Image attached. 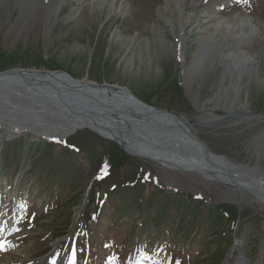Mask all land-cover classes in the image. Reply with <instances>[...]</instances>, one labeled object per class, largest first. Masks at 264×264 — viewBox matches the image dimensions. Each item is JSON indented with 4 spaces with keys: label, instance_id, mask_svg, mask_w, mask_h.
<instances>
[{
    "label": "rangeland",
    "instance_id": "374dc122",
    "mask_svg": "<svg viewBox=\"0 0 264 264\" xmlns=\"http://www.w3.org/2000/svg\"><path fill=\"white\" fill-rule=\"evenodd\" d=\"M65 1L48 22L46 0H0V72L53 71L125 89L186 121L212 153L247 165L248 178H264V0L234 7L262 23L260 36L238 45L258 64L234 77L225 47L212 51L200 35L214 13L234 12L223 0L184 1L191 18L183 34L174 0ZM202 52L210 64L190 92L185 69ZM111 143L88 128L63 142L0 128V216L19 221L0 238L11 245L0 264H41L48 256L55 264H264V208L253 195L239 205L233 189L207 184L210 177L174 174L126 151L135 157L130 164L93 183Z\"/></svg>",
    "mask_w": 264,
    "mask_h": 264
},
{
    "label": "bare ground",
    "instance_id": "6f19581e",
    "mask_svg": "<svg viewBox=\"0 0 264 264\" xmlns=\"http://www.w3.org/2000/svg\"><path fill=\"white\" fill-rule=\"evenodd\" d=\"M46 1L49 4V9L44 17L46 21L49 22L50 17H52L51 15L55 13L60 6L64 5L66 1ZM115 1L117 0H114V2ZM174 1L178 6L179 13H181L180 15H182L181 28L183 34L186 25L190 22L191 16L187 15L186 10H182L181 5L186 0ZM154 2L147 5L143 3L138 6L134 5L131 14L135 15L134 12L142 13V11H140L141 8L146 10L154 8L155 5H157ZM220 4L224 6L225 9L233 8V11L235 6H240L237 0H223ZM220 4H218V8ZM249 7L252 8L251 6ZM213 15V18L207 24L208 31L202 32L200 35H207V39L210 42L208 46L214 49L212 51H216L218 48L216 44H221L225 47V49H221V51L226 57L227 75L232 72V76L234 77L237 73L243 75L246 71L252 70L258 63L255 62L256 60L249 52H244L243 48L247 45L241 48H238V45L240 46L241 43L243 44V42H245L244 38L248 35L254 36L259 34L260 36L262 30L258 25L262 23L259 16H251V14L248 15L242 11H234L231 15H223L219 11ZM219 30L220 35L215 37V34ZM7 33L6 40L10 42L13 41L17 35L16 28L9 30ZM233 40L237 42L233 48L238 49H235V52L230 54L228 48L229 44L233 43ZM236 51L238 54H236ZM215 53L208 54L210 56L209 58H212L211 61L215 58ZM202 54L203 52L199 55H194L198 56L197 64L192 67L188 66L185 69V85L190 92L194 81L203 74L200 73L203 65L210 64L205 63L206 59L204 58L205 56L202 57ZM234 56L237 57L236 61H233ZM25 78L28 79V82ZM87 82L88 81H77L73 77L63 73L51 72V74H49L33 70L26 71L20 75L12 74L0 76V92L1 90L8 89L11 93H20L25 97L41 96L44 98V93L41 91V86H44L48 90L53 89V91H55L54 89H57L65 95H74V97L79 100L77 103L71 102L69 106L71 111H76V115L73 121L74 124L70 125L67 131L56 133L55 131H51V127L37 125L34 126L36 130L31 129L32 134L38 135L46 140L63 142L68 140V137L78 130L88 128L108 140L112 141L115 139L123 145L124 149L131 153L148 157L149 160L158 162L160 166L164 167L168 172L174 174L178 173L189 178L196 177L205 179L203 177L207 176L210 177V179H205L208 180L207 184H222L231 190L233 186L237 185L239 189L247 188L248 190H252L253 188L255 194L251 195L256 199L255 203L257 202L264 208V178H248L244 175L246 174L251 177V174L247 173L249 169L247 165H235L227 157L212 153V151L198 138L195 131L192 130L190 126L188 127L186 121L175 115L171 116L166 112H155V110L152 109L153 107L149 105H140L138 103L140 101L125 89H120L115 86H103V88L96 87V85ZM5 103H7V101L3 100V96L0 95V105H4ZM53 104L62 110L66 108L63 106L64 104L55 101H53ZM8 109L13 114L15 113L14 109ZM121 110L134 111L136 114L145 115L147 118L150 117V120H135L134 117L129 115L126 116L121 113ZM63 111L65 112V110ZM83 112L85 114H83ZM179 123L181 125H179ZM103 124H105L106 127L102 126ZM32 125H27V127L31 128ZM132 136L136 138L132 140ZM170 146L174 153L171 152ZM204 147H206L207 150L204 149ZM185 150H187L185 154L179 153V151L184 152ZM244 176L249 179L247 182L244 181ZM4 194L6 195V193ZM16 206L20 207V205ZM0 219V226L4 229L0 238H3L10 234V230L17 223V219L14 217L9 222L5 219L3 220L2 216H0ZM50 257L51 256H48L42 259L43 262L41 264H53V260H51Z\"/></svg>",
    "mask_w": 264,
    "mask_h": 264
},
{
    "label": "water",
    "instance_id": "95a60500",
    "mask_svg": "<svg viewBox=\"0 0 264 264\" xmlns=\"http://www.w3.org/2000/svg\"><path fill=\"white\" fill-rule=\"evenodd\" d=\"M26 71H30V70H25V69L9 70L5 72H0V76L12 75V74L20 75V74L25 73ZM42 72L51 74V72L53 71L47 72V71L42 70ZM53 73H56V72H53ZM25 80L28 82L27 78H25ZM96 87L103 88V85H97ZM54 90L55 91H53V89L48 90L46 87L41 86V91L42 93H44L43 94L44 98L41 96L25 97L24 95L20 93L18 94L11 93V91L8 89L1 90L0 95L3 96V100L7 101V103H5L4 105H0V128H2L5 132H8L9 134H15L16 132H19V133L20 132L21 133L30 132L32 134L31 129L36 130L34 126H37V125H45V126L51 127V131H55L56 133H62L64 131H67L70 125L74 124L73 121L76 115L75 114L76 111L75 110L71 111L69 106L71 105V102L77 103L79 99L75 98L74 95H71V96L68 94L65 95L63 92H60L57 89H54ZM53 101L58 102L60 104H64L63 106H65L66 108L63 110H65L66 113L62 109L57 108L53 104ZM138 103L140 105L148 106L144 102L143 103L138 102ZM8 108L14 109L15 113L13 114ZM152 109H154L155 112L164 113V111L160 109H155V108H152ZM121 113H123L126 116L129 115L131 117H134L135 120L136 119L142 120V121L150 120V117L147 118V116L145 115L142 116V115L136 114L134 111L131 112L129 110L128 111L121 110ZM83 114L85 113L83 112ZM167 114H169V112H167ZM170 115L174 116L171 113ZM27 125H32V127L31 128L27 127ZM179 125L181 124L179 123ZM102 126L106 127L105 124H103ZM155 126H158V125H155ZM133 138H136V137L132 136L131 139L133 140ZM112 142H115L116 144H118V146H120V148H122L128 154L130 153L133 156L149 160L148 157H143L135 153H131L130 151H127L126 149H124L123 145L119 143L118 141H116L115 139L112 140ZM204 149H206V147H204ZM170 150H171V146H170ZM186 151L187 150H185L184 152L179 151V153L185 154ZM171 152L174 153V151L172 150ZM232 189H233V193L236 194V199L238 200L239 205H241L243 202L242 195H245L244 193L248 192L250 194H254L255 192L253 188L252 190L251 189L248 190L247 188L239 189L238 185L233 186ZM227 259L229 260V258Z\"/></svg>",
    "mask_w": 264,
    "mask_h": 264
},
{
    "label": "trees",
    "instance_id": "16d2710c",
    "mask_svg": "<svg viewBox=\"0 0 264 264\" xmlns=\"http://www.w3.org/2000/svg\"><path fill=\"white\" fill-rule=\"evenodd\" d=\"M135 157L128 155L115 142L110 144L107 155H104L93 168V183L97 182V176L101 174L102 169L106 166L107 174L104 176H112L115 171L123 168V166L130 164Z\"/></svg>",
    "mask_w": 264,
    "mask_h": 264
},
{
    "label": "snow or ice",
    "instance_id": "6c2138e0",
    "mask_svg": "<svg viewBox=\"0 0 264 264\" xmlns=\"http://www.w3.org/2000/svg\"><path fill=\"white\" fill-rule=\"evenodd\" d=\"M237 2L238 3H248V0H237ZM106 174H107V171H106V166H105V168L102 169L101 174L98 175L97 178L98 179H101ZM145 179H147V177H145ZM21 207H23V206H21ZM21 219H24V218L22 217ZM18 222L19 221H17V223ZM31 222H32L31 219H29L28 220V223L31 224ZM3 231H4L3 227L0 226V235L3 234ZM13 231H17L18 232L19 229L18 228H15V229H13ZM9 247H11V245L7 244L4 240L0 239V252L7 251ZM73 255H75V254H73ZM53 264H55V262H53ZM72 264H75V261L74 260L72 261ZM176 264H180V262L177 261Z\"/></svg>",
    "mask_w": 264,
    "mask_h": 264
}]
</instances>
